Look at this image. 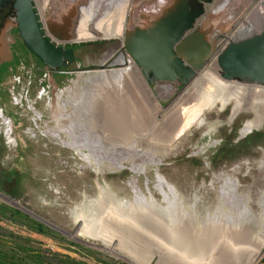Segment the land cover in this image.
<instances>
[{"label": "rangeland", "instance_id": "obj_1", "mask_svg": "<svg viewBox=\"0 0 264 264\" xmlns=\"http://www.w3.org/2000/svg\"><path fill=\"white\" fill-rule=\"evenodd\" d=\"M69 1L34 0L42 27L45 26L44 18L41 15L42 11L39 9L41 5H43L45 17L51 13L54 16L53 14L57 11V14H61L60 12L64 8L66 13L61 15H66L69 20L76 21L82 16L80 11L83 9L81 8L83 5L85 8L88 6L85 13L88 15L91 13L88 11L94 5L95 0ZM258 1L262 0H215L206 8V16L213 20L219 18L217 26L220 27L225 23V15L231 16L237 7H242L244 14ZM119 5L120 2L116 5L117 11L113 8L114 12L108 14L107 17L117 16ZM124 5L123 8L126 7L127 11L128 3ZM217 5L222 12L214 15L211 12ZM239 10L241 9L239 8ZM122 11L125 12L123 9ZM57 19V22L54 23L57 26L55 32L60 34L62 31L66 35L73 33L72 29L70 31V25L67 24V27L59 17ZM263 19L264 17L261 16L254 21ZM224 26L226 28V24ZM227 28L225 36L237 31L236 24ZM218 30L220 32V29ZM6 37L8 39L7 51L3 55L4 57L0 58V108L5 118L9 120L11 128L7 133L5 125H2L3 121L0 119V264H130L122 258L95 247L102 243L111 246H124L123 249L128 251L126 255L138 254L148 260L149 264H157L158 259L153 257V252L148 250L147 245H144L145 243L151 245V239L162 241L170 246L171 257L180 255V258H183L187 253V255H197L202 252L203 246H206L210 252H214L213 261L209 264H220L221 256L228 257L230 260V263L226 264H237L244 258V255L239 253L242 246L254 249L261 244L264 240V123L260 127L245 131V122L253 119V115L242 112L229 123L231 103L223 109L222 105L217 103V107L212 111L203 112L199 124L196 123L188 128L171 150L162 156L161 162L157 165V172L176 188L184 205L193 206L191 212H186L184 209L178 208L177 203L165 201L163 194L154 188L153 178L156 171L153 167L149 166L144 173L136 174L134 168H139L137 167L139 164L135 162L136 158H133L134 163L128 159L119 167L118 160L116 161L117 165L105 168L103 173L98 174L95 172L96 167L91 166L82 158L88 152L84 151L80 155L69 148L65 143L66 136L60 131H58L59 136L58 134L57 137L51 136L52 130L57 125L69 126L71 122L81 123V121L87 120L85 122L90 124V121L92 125L93 123L98 124V122L107 125L114 124L115 121L110 120V114L112 115L111 110L115 104L107 106L110 109L108 113L102 111L105 106H101V112H98L99 106L95 105L90 108L86 119H81V121L74 109L73 117L70 118L67 115L69 111L67 108L72 110L71 106H67L63 111L60 110L62 107L56 105L59 97L64 99L66 96L76 95L78 97L80 90L76 88V84L83 88L85 87V78L103 72L101 70L79 73L76 70L100 65L101 62L110 58L111 56L106 58V54H108L106 53L108 52L107 41L95 40L64 44L59 43L58 38L49 35L59 46L74 48L77 53V61L70 70L49 75L44 66L23 47L15 30H10ZM65 38L63 37V39ZM209 64L210 62L207 66ZM113 68H116L114 61L104 72ZM148 87L164 108L171 105L180 94L178 91L181 90L177 88L171 96L162 98L159 97V92L156 90L157 85ZM137 103V109L138 105L143 108L142 103ZM99 116H103V118L100 119ZM218 123L222 124L217 129L211 130ZM103 135L108 137V134ZM85 138L88 140L87 137ZM141 141L146 142L140 136L136 143L125 145L127 148H132L137 143L142 144ZM87 148L90 149V145ZM117 148L121 150L119 153L124 157L130 155L119 146ZM147 150V148L143 149L141 158L149 153ZM105 159L107 158L103 160L105 161ZM221 176L234 182L236 194L240 197L236 205L239 208V213L237 211L234 215H238L235 217L237 221L232 219V215L224 213V211L227 212L236 207L232 208L229 204L224 205V208L219 206V202L223 201L220 189L222 181H217V179ZM132 177L137 179L138 191L141 193L138 197L132 190L130 191L128 186ZM96 182L101 185L104 182L118 198H128V200L137 202L138 205L142 202L149 205L150 202L146 200L152 197L161 206L158 209L162 212L161 208L165 207L166 210L163 212L168 217L172 215L173 220L163 215L165 217H163V223L160 221L163 224L160 227L157 218L147 217L146 213H141V208L138 206L132 208L131 211L127 207L124 210L115 205L117 207H115V211L117 214L119 213L118 220L112 217L116 215L111 211H114L113 208L109 207L105 210L100 207L101 210L99 209L98 212L95 209L93 214L96 213L98 216L103 212L107 216L105 215L106 218L104 215L101 216L103 217L102 221L96 222L98 224L96 228L82 220H78L75 224L72 223L73 209L77 208L78 213H87V211L93 210L91 205L88 208V201L89 198L97 197ZM84 195H88L86 201L83 200ZM195 199L198 201L195 202ZM109 211L112 213H108ZM193 215L196 216L197 223L201 225L200 229H203L200 237L196 234V230H199L198 225L194 228L195 230L192 229V232L191 229L187 230L190 224L188 222H191ZM179 216H183V218L180 219L181 225L178 224L180 227L176 225L177 232L175 231V233L173 225L177 223L175 218L179 220ZM113 229L116 230L113 231ZM68 233L77 235L78 240L69 237ZM97 237L100 238L96 239ZM178 239H180L178 247L181 249L175 246ZM140 246L145 249L139 250ZM229 247L231 250H227ZM232 249L235 253H239L238 256L232 254ZM180 251L187 252L181 254ZM221 251L223 252L221 253ZM150 254L151 260H149ZM257 264H264V252Z\"/></svg>", "mask_w": 264, "mask_h": 264}, {"label": "bare ground", "instance_id": "obj_2", "mask_svg": "<svg viewBox=\"0 0 264 264\" xmlns=\"http://www.w3.org/2000/svg\"><path fill=\"white\" fill-rule=\"evenodd\" d=\"M76 2L78 3V1ZM118 2H120L119 10H118L120 15L118 14L117 16H114L113 18L107 17L108 14L110 13L112 14V12H114L112 11L113 8H115V10L117 11L116 5L118 4ZM167 2L168 0H125V1L124 0H119V1L118 0H95L94 5L90 8V11H88L89 13L90 12L91 13L89 15L85 13L86 9H88V6H86L87 8H85L83 7L84 6L83 5L81 7L83 9L81 11L79 10L80 15L82 16H80L79 19H76V21H74L73 19L69 20L68 18H66V15H61V14L66 13L65 11L66 9L64 8L62 9V12H60L61 14H57L58 11L56 13H54L53 11L54 16H52V13H51L47 15L48 17L47 16L45 17L43 13V8H42L43 5L40 6V4H38L40 6V8L39 7L38 8L40 9V11H42L41 15L44 18L43 23H44L45 30L47 31L48 35H50L53 38L59 37L53 34L51 35L49 33V31H51L52 28L57 29V26H55L54 23L57 22L58 20L57 18L59 17L60 21L65 22L66 26L67 24L70 25V31L71 29L73 30V33L72 34L70 33L69 35H66L62 31H60L61 32L60 34L56 32L57 34L61 36L58 38L59 43L66 44L68 42L106 40L109 42V43L107 42V45H106L108 46V52H106L108 54H106L107 55L106 58L108 56H111V57L115 56L113 61L116 65L115 69L114 68L110 69L107 72H104V71L98 72V73L93 74V76L91 77L86 76L87 78L84 79L85 83L83 82L85 84V87L82 86L83 88H81V86L79 87V85L76 84V88H79L80 90L78 97L76 95L72 97L66 96V99H68V101L70 98H72L73 99L72 101H74V103L77 105V106L72 107V110L71 108H67L69 109L67 115L70 116V118L73 117L72 113L74 109L75 114L78 113L77 116L78 118H80V121L81 119H84V120L86 119L87 114L90 112V108H93L95 105L99 106V109L97 110L98 112H101V106L102 107L105 106V108H102V111L104 113L105 112L108 113L110 109L107 106L111 104H115L114 108L111 110L112 115L110 114V118H111L110 120L115 121L114 124L111 123L107 125L105 123L98 122V124L93 123L92 125V123L89 121V123L91 124L90 125L87 122H85L87 120L81 121V123L71 122L69 126L57 125L56 127L57 129L56 128L53 130L51 129L52 130L51 136L57 137L58 131H60L63 135L66 136L67 141L65 143H67V146L69 148H72L76 153L80 155L84 151L88 152L87 154L82 156V158L87 163H89L91 166L93 165L94 167H96L95 172L98 174L103 173L105 171L103 169L105 168H112L113 165H117L116 161L118 160H119L118 161L119 167L122 166V163L125 160L128 161V159L129 161L132 160V163H134L133 158H136L135 162H138L139 164L137 166L139 168H134V171L136 174L140 172L144 173L147 170V167L149 166L153 167L156 171L155 177L153 178V181L155 183L154 188L158 190L161 194H163L164 200L177 203L178 208L180 207L184 209L186 212L187 211L191 212L193 210V206L184 205L183 204L184 201L182 197L180 196V194L177 192L176 188H174L170 183H168L166 179L157 172V165L158 163L161 162L162 156L171 150V148L175 145V143L180 138V136L188 128H190L196 123L199 124L200 120L202 119L203 112L212 111L215 107H217V103H220L222 105L221 107L222 109L227 104L231 103L232 108H231V117H230L229 123H231L233 119L236 118L240 113L247 112L253 115V119L247 120L245 122L244 130L249 131L251 129L260 127V125L264 123V87H261L258 85L241 84L235 81H225L221 79L220 71L216 64V58L213 57L208 61V63L210 62V64L208 66L206 65L207 67L205 66V68L203 69L204 71L202 70L200 73H198L196 78L186 88L182 90L183 91L182 93L178 92V94L179 93L180 94L178 95V97H176V99L171 103L169 107L167 108L162 107L157 101L156 96L152 94L146 81L144 80L140 71L138 70L135 62L132 60V58L127 53L123 52L122 48H123V36H124L125 30H127V28L131 26V24H134L137 21L138 14L141 12H145L146 14L151 15V16L156 15L157 12L161 8H163ZM123 3L124 4L128 3L127 11L125 10L126 7L123 8V6H125ZM239 8L241 10L243 9L242 7H237L236 11H233L231 13V16L227 17L225 15L224 16L226 17L224 19L225 23H223V25H220L219 27L220 33L222 32L225 36L226 34L225 29L227 27L228 28L232 27V25L236 24L237 31L229 34L228 36H225L228 41L236 40L246 35L253 34L254 32L260 30L262 26L264 25V19L260 21H254L258 17H261V16L264 17V0H262L261 2L258 1L252 8H250V10L246 11L244 14H243V10L241 11L239 10ZM120 9H121V13H120ZM122 9L125 12H123ZM220 11L221 9L219 5H217L216 7L212 9L211 13L214 15H218L220 14ZM78 17H79V14H78ZM115 17H118V18H115ZM203 19H202V23L205 22L206 20V19L204 20ZM219 20L220 19L218 18V21ZM224 24H226V28ZM63 37H66V38L63 39ZM111 41H119L120 45L111 46L110 44ZM223 46H225V43ZM108 60L109 58L106 61L104 60L103 62H101V64H104ZM80 76L82 75L80 74ZM156 90L157 92H159V97H162V98L171 96V94L176 92V90L170 86H164V87L158 86ZM66 99L59 97L58 104L56 102V105L58 107H62V105L64 104L63 102ZM137 101L138 103H142L143 108H140V106L138 105V109H137V106H136ZM60 110L64 111L63 108H61ZM99 117L100 119L101 117L103 118V116H99ZM0 119H2L3 121L2 125H5L6 127L5 131L8 133L11 128V125H10L9 120L5 118L1 108H0ZM221 124L222 123H218L214 125V127H212L211 130L217 129ZM0 132H1V127H0ZM103 134H108V137L107 135L105 137V135ZM59 135L60 134H58V136ZM110 136H111V139H109ZM140 136H142V139L146 140L145 143L141 141L142 144L137 143L135 147H132V148L126 147L128 143H130V145H132L133 143H136L137 139L140 138ZM85 137H87L88 140ZM89 138L91 139L89 140ZM86 143H89V144H86ZM88 145H90V149L87 148ZM117 146L122 148L125 152L130 153V155L124 157V155L119 153V151L121 150H118ZM144 148H147L148 149L147 152L149 153H147L146 156L141 158L142 157L141 154ZM114 152L115 154H113ZM117 152L119 154H116ZM104 158H107V159H105L104 161L103 160ZM105 162H107L108 164L107 163L105 164ZM218 180L222 181L220 189H221V197L223 199V201L219 202V206H221V208H224V205L227 206L229 204L232 208L236 207L235 209H232V210L229 209L227 212L224 211V213L228 215H232L233 220H236L237 218L235 217H238V215L237 216H234V215L236 214L237 211L239 213V208H237L238 206L236 205L238 204L237 202H239L240 197L238 194H236L235 186H234L235 184L233 181L223 176L217 179V181ZM136 181H137L136 177H132V179H130V181L128 182V186L130 188V191L132 190L134 192V195L138 197L141 193H139L138 191L139 188H138ZM96 186H97L96 190L98 191L97 197L89 198V201H88V205H89L88 208H90V205H91V209L93 210L87 211V213H84V212L78 213L77 208L73 209L71 213L72 223L74 222L75 224L78 220H82L83 222L84 221L89 222L91 227L96 228V226L98 225L96 222L99 223V221H102L103 217L101 216L104 215L105 217L106 214L102 212L98 216H96V213L93 214L95 212L94 211L95 209L96 211L99 212L100 207L104 208L105 210L106 208L108 209L109 207H111L114 209V211L113 210L111 211L114 212L115 214L116 213L115 209L117 207H122V209L124 210L127 207L128 209H131L132 211V208H135L136 206H138L141 208V213L143 214L146 213L147 217L149 216V217L157 218V220H159L158 226L160 225L161 227V225H163L161 224L160 221L164 220L163 217L165 216L163 215H166V214L163 212V210H166V208L165 207L161 208L163 209L161 212V210L158 209L160 205H158L152 199V197H149V199L146 200L150 202L149 205L143 202L139 203L138 205L137 202L128 200V198H118L113 192H111L109 186L106 185L104 182H103V185L96 182ZM87 196L86 195L83 196L84 201H86ZM197 201L198 200L195 199V202ZM115 205H117V207ZM112 212L109 211L108 213H112ZM118 214L116 213V215L112 217L115 218V220H118V217H117ZM98 217H101V218H98ZM166 217L167 218L170 217V219L173 220L172 215H170L169 217L166 215ZM182 218L183 216H179V220L175 218L177 223L173 225V230H174L173 232L176 231V225H178L179 223L181 225L180 219ZM191 218H192L191 222H188L190 224L187 230L191 229V232H192V229H194L198 225L199 230H196L197 231L196 234L199 235L200 237L201 233L203 232V229H200L201 225L197 223L196 216L193 215ZM178 227L180 226L178 225ZM114 230L116 229H113V231ZM105 232H106V229H105ZM181 233H184V232H181ZM191 236L193 237V235ZM69 237L75 240L76 239L78 240L77 235L70 234ZM98 238L100 237H97L96 239ZM117 239H120V238H117ZM179 240L180 239L176 240L177 244H175V246L177 247H178V244L180 246ZM150 243L151 245H149V243H145L144 245H147L148 250H151L153 252L152 254L153 257L158 259L157 264H209L213 261L212 256L214 252L212 251L210 252V249H208L206 246H203L202 252L197 253V255L195 254L187 255L188 254L187 253L186 257L180 258V255L179 257L170 256L171 248L166 243H163L162 241H156L155 239H151ZM120 246L121 245L111 246L107 243H102V245L95 246V247L105 250L109 252L110 254H112L113 256L119 257L120 259L122 258L126 260L127 262H129L130 264H149L148 260L143 259V257H140L141 255L133 254V253L131 255H126L128 252L127 249L125 248L123 249L124 246L123 247H120ZM240 247H241V244H240ZM138 248L139 250L145 249L143 246H140ZM178 248L181 249V247H178ZM230 248L231 247L227 248V250L228 249L231 250ZM240 249H238L240 250L239 253L243 254L244 258L243 260L238 261L237 264H257L264 252V240L261 242L260 245H258L254 249H250L248 247H243V246ZM159 250L162 253L157 252ZM180 252L181 254H185L187 251L185 253H183V251H180ZM222 252L223 251H221V253ZM239 253H235V251H233L232 249V254L238 256ZM151 259L152 258L150 254L149 260ZM219 260H220L219 261L220 264L230 263L229 262L230 260L228 259V257L224 258L221 256Z\"/></svg>", "mask_w": 264, "mask_h": 264}, {"label": "water", "instance_id": "obj_3", "mask_svg": "<svg viewBox=\"0 0 264 264\" xmlns=\"http://www.w3.org/2000/svg\"><path fill=\"white\" fill-rule=\"evenodd\" d=\"M214 1L168 0L156 15L139 13L137 21L125 30L123 52L135 62L148 86L182 91L205 68L218 46L227 41L216 58L221 79L264 87V27L228 41L218 32V20L206 16V8ZM38 16L34 0H0V58L7 51L6 36L15 30L23 47L49 75L70 70L77 61L76 50L53 42ZM203 18L206 20L202 23ZM55 30L49 33L61 37ZM114 57L76 71H104Z\"/></svg>", "mask_w": 264, "mask_h": 264}, {"label": "flooded vegetation", "instance_id": "obj_4", "mask_svg": "<svg viewBox=\"0 0 264 264\" xmlns=\"http://www.w3.org/2000/svg\"><path fill=\"white\" fill-rule=\"evenodd\" d=\"M45 28V27H44ZM52 40V39H51ZM106 41V40H105ZM108 42V41H107ZM109 43V42H108ZM110 44H111V46H116V45H120V42L119 41H111L110 42ZM66 99V98H65ZM73 99L72 98H70L69 99V101H68V99H66L63 103V105H62V108L65 110L66 108H67V106H71V107H74V106H77L75 103H74V101H72ZM83 100V99H82ZM67 103V104H66ZM75 104V105H74ZM67 105V106H66ZM64 106H65V108H64ZM221 112H223V111H221ZM220 113V112H219ZM230 116H231V114H230Z\"/></svg>", "mask_w": 264, "mask_h": 264}, {"label": "built area", "instance_id": "obj_5", "mask_svg": "<svg viewBox=\"0 0 264 264\" xmlns=\"http://www.w3.org/2000/svg\"><path fill=\"white\" fill-rule=\"evenodd\" d=\"M226 43V42H224ZM224 43H222L220 46H218L217 50L215 51V53L212 55V58H217V54L219 53V51H221V49L223 48Z\"/></svg>", "mask_w": 264, "mask_h": 264}]
</instances>
